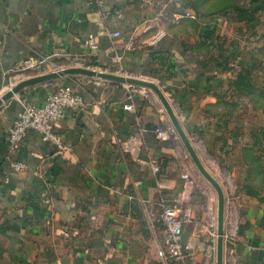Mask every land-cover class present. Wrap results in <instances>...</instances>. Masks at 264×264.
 Wrapping results in <instances>:
<instances>
[{
	"label": "crops",
	"instance_id": "0c3cea01",
	"mask_svg": "<svg viewBox=\"0 0 264 264\" xmlns=\"http://www.w3.org/2000/svg\"><path fill=\"white\" fill-rule=\"evenodd\" d=\"M172 1L0 0V91L30 57L47 59L40 74L69 67L117 74L120 57V74L160 87L221 185L224 264H264L263 51L223 46L219 25L218 40L205 42L197 16L174 23L154 10ZM115 31L121 37L113 39ZM245 69L252 94L232 84ZM30 72L26 78L39 75ZM61 79L56 84L73 85L85 103L56 124L69 147L63 155L32 132L15 151L7 144L23 105L42 103L54 84L28 87L0 107V264H162L161 227L151 216L161 198L181 192L185 171L195 190L182 264H216V193L175 132L157 138V129L171 125L154 93L97 78Z\"/></svg>",
	"mask_w": 264,
	"mask_h": 264
},
{
	"label": "built area",
	"instance_id": "2783aa9c",
	"mask_svg": "<svg viewBox=\"0 0 264 264\" xmlns=\"http://www.w3.org/2000/svg\"><path fill=\"white\" fill-rule=\"evenodd\" d=\"M98 3V2H97ZM175 20L179 18L196 19V15L187 10L182 16L174 14ZM113 39L121 37L119 31L111 34ZM84 45L90 49L96 46L90 41H85ZM120 57L115 56L114 62L122 72L120 65ZM47 59L44 57H30L24 60L16 67L14 82L8 83L4 91H0V96L10 90L22 79L29 71H35L45 66ZM85 106L83 99L77 94L73 85L62 84L53 85L51 91L40 104H24L17 119L11 124L7 130V144L9 150L15 151L19 144L23 142L29 132L35 133L40 140L53 147L58 155H63L69 151V147L64 144L60 134L56 130V124L65 116L67 109H80ZM127 110H132L130 104L124 105ZM156 136L159 139L175 138L172 127L166 129L159 128L156 130ZM11 167L15 171L24 169L21 163H12ZM152 172H158V167L151 166ZM183 186L181 192L172 200L167 201L161 198L158 206L157 214H152L151 218L161 227V234L156 239V255L162 264L175 263L182 264L185 260V248L182 245L183 228L190 222L191 213L188 208L193 191L195 190V180L189 171H185L182 176Z\"/></svg>",
	"mask_w": 264,
	"mask_h": 264
},
{
	"label": "water",
	"instance_id": "95a60500",
	"mask_svg": "<svg viewBox=\"0 0 264 264\" xmlns=\"http://www.w3.org/2000/svg\"><path fill=\"white\" fill-rule=\"evenodd\" d=\"M69 76H83L88 78H97L99 80L120 83L128 86H134L139 88L148 89L154 93V95L159 100L163 110L165 111L170 125L177 135L178 139L181 141L183 147L185 148L188 157L192 161L194 167L196 168L199 175L212 187L216 193L217 197V219H216V264H224V217H225V196L221 185L217 180L207 171L194 146L190 142L187 134L183 130L177 115L168 101L167 97L160 89V87L152 82L145 79L134 78L126 75H118L108 72L96 71L93 69L82 68V67H69L61 69L54 72L39 74L36 76H30L19 81L10 90L6 91L0 96V107L12 99L14 96L18 95L22 90L42 84L45 82H50L58 80L61 78Z\"/></svg>",
	"mask_w": 264,
	"mask_h": 264
},
{
	"label": "rangeland",
	"instance_id": "374dc122",
	"mask_svg": "<svg viewBox=\"0 0 264 264\" xmlns=\"http://www.w3.org/2000/svg\"><path fill=\"white\" fill-rule=\"evenodd\" d=\"M245 7L251 11V19L245 22L237 21V8ZM154 10L173 22L174 14L182 16L187 10H192L196 16H200L198 18L201 23L219 25L223 46L232 44L250 49L259 47L264 56V0H177V3L173 0L166 6H156ZM183 20L179 18L174 23ZM62 81L58 79L47 83L55 85L61 84Z\"/></svg>",
	"mask_w": 264,
	"mask_h": 264
},
{
	"label": "trees",
	"instance_id": "16d2710c",
	"mask_svg": "<svg viewBox=\"0 0 264 264\" xmlns=\"http://www.w3.org/2000/svg\"><path fill=\"white\" fill-rule=\"evenodd\" d=\"M192 7H194L192 5ZM197 8H195L196 10ZM237 21L245 22L246 20H250L252 17L251 11L249 8H237V15H236ZM197 17L198 16L197 14ZM218 30V25L216 23L207 24L205 27H203V37L204 41L208 42V40H212L214 37L218 40L216 37ZM219 48H221L219 46ZM228 61V57H222L220 64H226ZM253 66H262V63L258 60L252 59ZM263 75H264V63H263ZM233 87L236 89V91H239L241 89L245 90L247 94H252V92L255 90L254 85L251 83V71L249 69L242 70L240 73L237 74L235 80L233 81Z\"/></svg>",
	"mask_w": 264,
	"mask_h": 264
}]
</instances>
